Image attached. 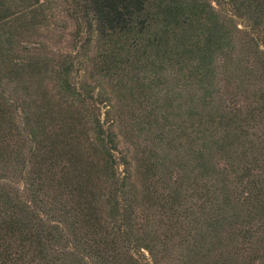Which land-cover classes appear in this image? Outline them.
I'll list each match as a JSON object with an SVG mask.
<instances>
[{
	"label": "rangeland",
	"instance_id": "1",
	"mask_svg": "<svg viewBox=\"0 0 264 264\" xmlns=\"http://www.w3.org/2000/svg\"><path fill=\"white\" fill-rule=\"evenodd\" d=\"M228 7L217 6L230 24L229 46L215 55L206 83L168 70L154 86L127 57L124 70L96 65L98 35L83 47L90 36L86 24L79 33L69 0H0V134L19 150L0 149V187L26 188L38 144L62 141L59 119L68 114L82 151L97 149L84 128L99 108L125 160L118 201H132L143 230L153 233L158 264H264V8L254 22ZM69 56L84 102L59 90L57 71ZM38 120L47 127L36 138L30 131ZM228 131L235 136L222 140ZM91 183L108 221L116 192L97 171Z\"/></svg>",
	"mask_w": 264,
	"mask_h": 264
},
{
	"label": "trees",
	"instance_id": "2",
	"mask_svg": "<svg viewBox=\"0 0 264 264\" xmlns=\"http://www.w3.org/2000/svg\"><path fill=\"white\" fill-rule=\"evenodd\" d=\"M69 0L72 14L86 24L90 45L96 32L98 62L104 71L121 70L124 59L150 73V84L158 86L164 71L184 74L206 83L217 52L229 46V23L219 9L224 4L234 16L253 14L261 18L264 0ZM37 8L42 4L35 3ZM219 6V8H217ZM249 7L250 13H243ZM35 11V10H33ZM4 16L0 8V29ZM76 59L66 58L59 66V90L86 101L73 78ZM124 70V69H122ZM188 73V74H187ZM73 114L62 117L66 136L62 141L38 145L40 155L30 169L26 188L15 194L0 187V264H158L151 231L135 214L132 201L121 205L118 194L125 191L118 167L123 158L112 129L103 124L99 108L86 118L84 133L94 134L97 149L86 153L78 143ZM49 109L46 120L53 121ZM47 122H36L32 137ZM1 131V130H0ZM4 134L3 132H0ZM228 131L222 140L234 137ZM0 149L18 154L0 134ZM205 165V164H204ZM116 193L110 220L103 219L95 202L94 172ZM103 189V188H101ZM207 191H204V195ZM219 204V203H218ZM151 254L147 260L142 251ZM142 255V256H141Z\"/></svg>",
	"mask_w": 264,
	"mask_h": 264
}]
</instances>
